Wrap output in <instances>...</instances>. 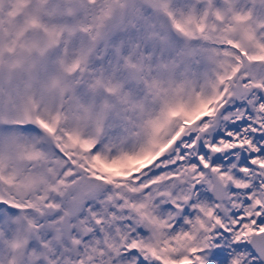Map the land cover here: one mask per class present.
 Instances as JSON below:
<instances>
[{
	"label": "snow or ice",
	"instance_id": "6c2138e0",
	"mask_svg": "<svg viewBox=\"0 0 264 264\" xmlns=\"http://www.w3.org/2000/svg\"><path fill=\"white\" fill-rule=\"evenodd\" d=\"M0 264H264V0H0Z\"/></svg>",
	"mask_w": 264,
	"mask_h": 264
}]
</instances>
